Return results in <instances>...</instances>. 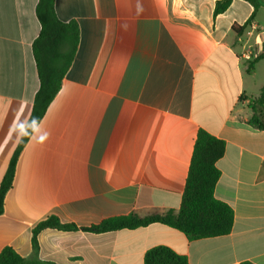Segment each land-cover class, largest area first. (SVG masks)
<instances>
[{"label": "crops", "instance_id": "crops-1", "mask_svg": "<svg viewBox=\"0 0 264 264\" xmlns=\"http://www.w3.org/2000/svg\"><path fill=\"white\" fill-rule=\"evenodd\" d=\"M55 0L79 40L59 93L22 151L0 215V253L27 264H144L164 246L190 264H264V130L249 124L264 88V0ZM39 0H0V184L40 87L32 46ZM242 30L241 27L250 20ZM264 110V102H263ZM200 130L226 145L218 200L230 234L189 240L161 223L106 233L120 216L178 212Z\"/></svg>", "mask_w": 264, "mask_h": 264}, {"label": "trees", "instance_id": "trees-1", "mask_svg": "<svg viewBox=\"0 0 264 264\" xmlns=\"http://www.w3.org/2000/svg\"><path fill=\"white\" fill-rule=\"evenodd\" d=\"M233 0H221L216 3L214 15L226 12ZM257 9V0H248ZM55 0H39L36 15L41 30L34 41L32 52L36 62L40 81L35 96L31 116L24 129L21 141L14 152L8 169L0 184V215L4 213L5 200L13 187L19 157L30 137L44 118L50 104L59 93L62 81L74 59L79 29L75 22H62L58 19ZM254 15L242 28L244 30ZM260 58L248 63L247 72L252 73L254 65ZM264 88L258 98L250 101L252 117L249 124L264 130ZM226 150L222 140L215 138L204 130H200L194 146L192 160L186 180L181 207L178 212L169 211L164 214L151 213L146 216L131 214L107 219L89 228H79L74 224H63L57 217L51 216L41 221L32 231V247L37 254L38 234L45 229L63 231L83 230L93 233H106L122 229H137L154 223H161L182 232L189 240H201L226 236L234 225V211L225 202L215 196V188L220 179L217 162ZM0 264H27L12 247L4 248L0 253ZM144 264H190L186 256L179 255L170 248L159 246L148 250ZM240 264H253L242 262Z\"/></svg>", "mask_w": 264, "mask_h": 264}]
</instances>
